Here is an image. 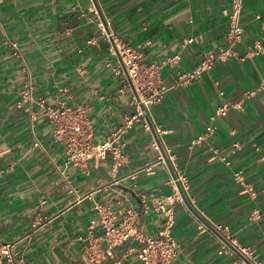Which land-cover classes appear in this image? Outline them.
<instances>
[{
	"label": "crops",
	"instance_id": "1",
	"mask_svg": "<svg viewBox=\"0 0 264 264\" xmlns=\"http://www.w3.org/2000/svg\"><path fill=\"white\" fill-rule=\"evenodd\" d=\"M230 10L231 0H0V236L13 243L18 261L143 264L137 252L144 242L135 239L89 263L87 248L103 232L97 205L116 223L132 209L135 225L158 236L165 215L146 210L144 200L171 193L180 170L190 188L187 201L175 203L179 246L171 264L241 262L221 234L237 248L254 249L264 264V53H250L264 45V0H244L236 54L151 106L166 129L160 150L142 119L122 134L125 159L118 167L111 153L69 164L38 103L44 97L56 106L85 104L95 141L104 142L136 104L133 85L105 64L120 57L103 30L139 46L148 64L180 53V62L152 75L156 85H169L227 43ZM27 83L33 100L19 107ZM224 103L227 114L214 119ZM210 123L215 134L192 144ZM254 210L259 216L252 217Z\"/></svg>",
	"mask_w": 264,
	"mask_h": 264
},
{
	"label": "built area",
	"instance_id": "2",
	"mask_svg": "<svg viewBox=\"0 0 264 264\" xmlns=\"http://www.w3.org/2000/svg\"><path fill=\"white\" fill-rule=\"evenodd\" d=\"M244 9V0H231V10L229 14V26L227 31V43L220 47L219 50L206 55L197 66L189 72H181L173 84L156 85L154 76L158 70L164 65H174L180 62L182 56L175 53L165 57L161 63L148 64L144 61V52L139 46H133L129 42L114 35L111 31L103 30L105 37L112 39L114 42L112 50L118 53L120 62L113 64L106 61L105 64L113 68L114 72L122 75L123 80L134 87V100L136 104L135 113L126 118L125 123L112 133L104 142H96L94 138V126L89 115V111L85 104L76 106L69 105H53L46 98L39 97L38 103L43 110V114L53 124L52 133L56 141L61 143L66 150L67 162L74 165H83L89 161L98 162L111 153L115 159V167L122 164L125 159L124 143L121 136L124 132L133 127L134 123L144 120V127L153 131V145L156 149L163 148V136L166 129L161 123L156 122L151 115V106L160 101L165 93L177 86L191 83L198 79L204 72L213 69L219 62L228 59L231 55L236 54L237 45L243 39L244 28L242 25V15ZM110 25V22H107ZM189 38L186 42H191ZM250 53H264V45L257 44ZM249 54V53H248ZM154 75V76H152ZM263 84L258 87L251 88L245 92L246 97L254 96ZM125 87L122 88L124 90ZM21 97L18 101L19 107H24L33 100V86L31 83L25 84L20 91ZM229 110V104L224 103L216 112L214 119L218 115H226ZM38 111L33 112L36 119ZM216 132L214 123L206 126L203 133L192 140V144L202 143ZM238 145V143H236ZM163 155L161 159H163ZM225 159V157L223 158ZM68 177V175H66ZM236 178L244 181L242 171L236 172ZM170 182L174 185L171 193L148 201L145 197V209L149 210L155 207L165 215V226L160 235L155 236L145 233L141 228L135 225L136 213L129 209L124 218L116 223L106 211H102L97 205V209L101 213L102 234L95 239V243L87 248L89 255V263L96 262L105 254H111L119 245H122L129 239H135L144 242V245L138 250V258L143 264H171L178 254L179 243L172 234V229L176 222L175 203L182 200L183 194L190 188L188 177L182 172L177 171ZM73 191H77L71 187ZM259 216L258 210L252 212V217ZM94 222V221H93ZM220 229L225 230L221 225ZM104 243L101 247L100 244ZM132 248L130 252L134 250ZM238 249L253 264H262L257 260V254L254 249L249 246L241 245ZM0 264H23L15 258V250L13 243L4 241L0 236ZM237 264H251L243 258Z\"/></svg>",
	"mask_w": 264,
	"mask_h": 264
},
{
	"label": "water",
	"instance_id": "3",
	"mask_svg": "<svg viewBox=\"0 0 264 264\" xmlns=\"http://www.w3.org/2000/svg\"><path fill=\"white\" fill-rule=\"evenodd\" d=\"M165 154V152H164ZM166 156V154H165ZM175 175V174H174ZM182 194H183V198L187 201V197H186V194L182 191ZM221 236L223 237V239L233 248L235 249L244 259H246L248 262H250L251 264H253L245 255H243V253L232 243L230 242L225 236H223L221 234Z\"/></svg>",
	"mask_w": 264,
	"mask_h": 264
}]
</instances>
